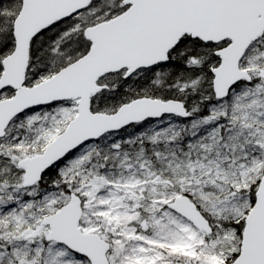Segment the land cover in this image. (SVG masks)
Instances as JSON below:
<instances>
[{
  "label": "snow or ice",
  "instance_id": "obj_1",
  "mask_svg": "<svg viewBox=\"0 0 264 264\" xmlns=\"http://www.w3.org/2000/svg\"><path fill=\"white\" fill-rule=\"evenodd\" d=\"M0 264H264V0H0Z\"/></svg>",
  "mask_w": 264,
  "mask_h": 264
}]
</instances>
